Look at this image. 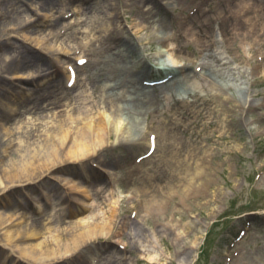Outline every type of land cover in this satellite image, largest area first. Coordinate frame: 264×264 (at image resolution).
<instances>
[{
    "label": "rangeland",
    "instance_id": "rangeland-1",
    "mask_svg": "<svg viewBox=\"0 0 264 264\" xmlns=\"http://www.w3.org/2000/svg\"><path fill=\"white\" fill-rule=\"evenodd\" d=\"M103 1L105 0H0V80L9 82L13 87L0 105L7 110L19 112L5 128L12 132L17 128L25 130L23 135L10 137L13 149H2L1 153L14 151L17 147L23 151L25 143H35L40 135L59 128L60 120H65L64 127L75 135V122L67 119L68 115L64 112H60V108L64 109L70 99L67 101L62 97L55 100L57 96L53 90H46L45 87L51 83L64 87L69 72L80 68L76 89L79 93L90 95L91 85L97 83L94 81L97 74L104 80L102 75L109 74L111 69L116 70L108 61H102L97 68L92 65L93 55L87 51L92 44L88 39L97 36L91 37L87 32L90 30V20L113 15L118 17L119 13L118 20L125 27L128 39L138 44L136 38L139 37L130 29L128 19L135 20L139 26L144 22L138 19V13L132 5L133 0H112L115 4V10L112 11L102 8L103 4L100 2ZM256 1L260 4L258 11H251L246 19L250 25L248 43L239 35V39L231 46L232 54L229 55L221 48L217 54L227 63L224 67L226 83L246 92L247 104L242 108H232L227 98L217 91L212 92L216 96L214 104L208 110L202 107L200 114L197 108L188 110L186 114L175 113L172 116L152 113L148 117L144 116L141 124V129L150 135L151 147L147 148L146 138L141 149L117 148L92 162H68L60 165L40 185L16 187L15 191L0 199V217L6 221L5 225L9 224L3 225V231L17 234L19 230H41L42 233L35 239L9 246L3 241L0 232V264H9L10 261L9 258L6 261L1 258L4 251H9L14 259H19L18 247L41 242L49 244L53 243L54 238L66 241L71 231L68 227L76 225V215H88V226L102 229L110 218L109 208H112L113 202L117 205L119 219L114 224L117 235L99 237L58 264H134L136 261L137 264H264V0ZM158 2L161 5L165 3L169 8L168 20L171 25L165 31L159 30L160 34L168 36L176 30L173 18H190L195 13L192 12V3H199L207 15L213 14L210 10L212 6L217 7L230 0H157ZM153 12L155 11L151 13ZM160 16L158 13V18ZM54 19L57 20L51 24ZM26 21L34 22L30 27L33 33L27 32L28 28L15 29ZM62 28L64 31L59 33ZM45 35L51 38L49 45L59 50L57 55L47 56L39 46L36 48L31 42L41 40ZM218 38L221 40L223 36L219 34ZM77 43L87 44L86 48L83 51L74 49ZM248 44L252 49L250 64L244 63L239 55L240 47L248 48ZM62 47L73 50L63 53ZM153 47L154 52L162 54L168 63L179 62L172 58V46ZM139 48L144 54L150 53L149 45H140ZM20 53L23 57L35 56L38 60L35 64L14 68L18 67L15 64L17 60L22 59ZM185 54L193 57L189 50ZM12 57L14 61L11 60ZM129 59L128 68L133 66L137 70L136 60ZM84 61L87 64L84 65ZM208 64L218 70L223 68L216 67L212 60ZM152 70L155 71L152 76H155L157 70ZM125 73L121 76L125 77ZM16 77L24 79L18 80ZM30 79L34 81L31 85L22 82ZM154 81L145 85L150 89L158 83ZM73 88L71 86L69 90ZM23 89H39V94L43 93L42 90L43 99H35L39 94L12 96L13 91L20 92ZM202 94L205 95L206 92ZM51 101H57V106L46 108V104ZM220 104L222 108L217 109L215 105ZM230 109H234L235 113L229 112ZM91 113L86 120L78 113H73L72 117H79V125H84L95 113L109 120L110 127L114 126V116L104 109ZM168 120L182 127L177 132L178 141L181 140L188 146L182 155L186 154L187 159H178L185 167L184 180L161 170L162 162L158 156L161 152L160 142L163 141L162 146L166 145L165 140L169 138H166L164 132ZM123 125L124 122L121 127ZM33 135H39L35 141L31 140ZM207 137L212 139L207 141ZM8 138L5 137L4 141ZM150 156H153L151 161L142 162ZM204 156L203 162L198 161ZM177 165L179 166L178 163ZM135 167H138L136 174L145 170L153 179L146 181L145 175L140 180L133 181L126 171ZM194 170L201 171V176L195 177V180L194 175H191ZM74 184L79 194L71 193V197L77 203H85L88 210L84 206L83 210L79 208L76 211L75 203L72 204L73 212H69L62 210L63 206L58 204L62 197L70 194L68 189ZM47 195L54 199V206L44 205ZM152 198L158 200V204L150 209L147 203ZM39 204L44 207L41 215L37 213ZM46 219L58 222L57 226H41L40 220L45 222ZM129 222H133V225L135 223L143 235L136 236L134 226ZM47 227L48 230H43ZM151 243L153 251L159 256L154 263L145 260L146 254L139 246L144 244L148 247Z\"/></svg>",
    "mask_w": 264,
    "mask_h": 264
},
{
    "label": "bare ground",
    "instance_id": "bare-ground-1",
    "mask_svg": "<svg viewBox=\"0 0 264 264\" xmlns=\"http://www.w3.org/2000/svg\"><path fill=\"white\" fill-rule=\"evenodd\" d=\"M257 2L256 0H230L228 3H216L220 4V6H212L210 10H212L213 14L207 15H205L204 9H201L200 4L194 2L191 5L193 7L192 12L195 13L190 18H173V26L176 30L171 35L164 36L160 34L159 30L165 31L166 27L171 25L168 20L170 16L168 6L165 3L164 5L159 4V2L157 3V0H133L132 5L138 13V19L144 22L143 25L139 26L136 25L135 20L128 19L130 29L135 31V34L139 37L136 38L138 44L128 39L129 36L125 31V27L118 20L119 13H117L118 17L113 15L107 18L101 17L90 20V30L87 32L91 37L97 36L93 39H88L92 44V47L88 46L89 48L87 49L93 55L91 58L92 65L97 68L102 61H108L116 70L111 69L109 74L102 75L105 77L104 80H101L98 74L96 75V80L91 79L98 84L91 85L92 92L90 95H87L85 92L84 94L79 93V90L77 91L76 89L78 85L77 73L81 70L80 68H75L70 73V76L68 75L69 78L67 77L66 79V82L73 84L74 88L72 90H69L66 85L62 87L55 83H51L45 87L46 90H53V93L57 96L54 98L55 100L62 97L67 101L70 99V102L64 106V109L60 108V112H64L68 115L67 119L75 122L77 129L75 135L70 134L68 129L64 127L65 120H60L59 128L52 129L49 134L40 135V139L35 143H25L23 151L17 147L14 151L11 150L8 153L3 154L0 152V199L7 197V194L15 191L18 186L40 185L60 165L68 162L85 164L117 148L141 149L143 147V140L146 138L148 139L147 148L151 147L152 143H149V133L141 129L142 118L144 116L148 117V115L157 112L166 116H172L175 113L186 114L192 108H197L198 114H200L202 107H204V110H208L214 104L216 96L212 92L217 93V91L219 95L227 98L232 108H236V106L237 108L238 106L240 108L244 107L247 104V93L226 83V69L224 67L227 63L223 62L217 54L220 48L226 50V53L229 55L232 54L231 46L235 40L239 39V35H242L244 37L243 41L248 43L250 25L246 19L251 11H258L260 4ZM100 3L103 4L102 8L105 10H115V4L112 0H105ZM206 7L207 4H205ZM152 11L155 12L151 13ZM76 12L78 11L76 10ZM158 13L161 14L160 18H158ZM56 20H51V24ZM27 23L29 22L26 21L25 24L19 26L20 28L15 29L28 28L26 31L33 33L30 27L34 22ZM247 27L249 29H246ZM62 31H64V28L60 29L59 33ZM140 34L141 36H139ZM219 34L223 36V39L219 40ZM232 35L234 36L232 37ZM49 36L45 35V38L43 37L41 40L35 39L31 42L35 44L36 48L39 46V49L44 54L51 57L55 54L57 55L59 50L49 45V41L51 40ZM75 38L74 36L73 39ZM86 45L77 43L74 49L83 51ZM140 45H149L150 53L144 54L139 48ZM154 45L172 46L171 50L174 52L172 58L179 60V62L168 63L165 61L162 54L154 52ZM249 46L250 44H248V48L240 47L239 55L244 63L250 64L252 61L250 56L252 49ZM61 50L63 53H67V50L73 49L62 47ZM188 50L192 53V58L185 54V51ZM20 55L22 59L17 60V62L15 61L18 67L14 68H22L25 64H35L38 60L35 56L25 55L23 57L22 53ZM129 58L136 60L135 67H137V70H134L133 66L128 68L127 61L130 60ZM114 59L119 62H116ZM11 60L14 61V58L12 57ZM210 60L216 64V67L223 68L218 70L210 66L208 64ZM83 64L87 63L84 61ZM153 68L157 70L155 76H152L153 72H155L152 70ZM122 73L126 74L125 77L121 76ZM16 78L18 80L24 79L23 77ZM154 80L158 83L149 89L145 84H151ZM22 82L29 85L34 83L32 79ZM11 85L7 81L0 80V102L6 100L7 94L13 89ZM57 91L59 92L56 93ZM13 92L12 96L19 97L24 94L28 96L38 95L40 90L23 89L20 92ZM41 92L44 94V91L41 90ZM202 92H206V94L204 95ZM42 94L36 96L35 99H43ZM53 106H57V101H51L46 104V108ZM215 107L217 109L222 108L221 104L215 105ZM102 109L114 116V119L112 117L115 123L113 127H110L111 122L109 120L97 116L98 114L95 113L90 118L91 120L84 125H79L80 123L77 120L79 117L76 119L72 117L73 113H78V115H83L86 120L91 111ZM229 112L235 113V110L230 109ZM18 114V111L7 110L2 104L0 105V151L2 149L14 148L10 142V137L25 134L23 128H17L18 130L14 132L5 128V125L10 124ZM122 122H124V125L121 127ZM181 128L176 122L167 121L164 132L166 138H169L167 139L168 141L165 140L167 142L166 145L162 146L163 141L160 142L161 152L158 157L160 158L159 161L162 162L161 170L163 173L172 174L184 180L185 167L178 159H187L188 156L186 154L182 155L188 146L181 140L178 141L177 132L181 131ZM1 131H3V134ZM38 136L33 135L31 140L35 141ZM5 137L9 138L4 141ZM215 137L213 136V138ZM211 139L210 137L206 138L207 141ZM158 141L159 137L156 141L157 147L159 145ZM151 157L153 156L142 162L151 161ZM205 157H202L198 161L203 162ZM137 168H130L126 171L130 179L133 181L140 180L145 175L146 181L153 179L152 176L146 174L145 170L139 171L136 174ZM191 175H194L193 179L195 180V177L201 176V171L194 170V173ZM65 183L69 184L68 181H65ZM70 186L68 189L70 194L62 197L58 204L63 206L62 210L69 212H73L72 204L75 203L76 211L83 210L85 203H81V201L77 203L71 197V193L79 194L75 190L76 185ZM53 201L54 199L47 195L44 199V205L47 206L48 204L52 207L54 206L52 205ZM112 204V208H109L110 218L105 222L102 229L97 230L96 227L88 226L86 221L88 215H76V221H74L76 225L68 227V230L72 232L69 231L66 241L59 238L62 241L61 243L57 241L58 238H54L53 243L45 244L41 242L36 245H29L28 247H18L20 250V260L18 258L14 259L9 251H4L1 258L5 261L9 258V264H58L69 256L76 254L99 237H108L112 234V236L117 235L118 232L115 230L116 225L114 224L119 220L117 216L118 211L117 205L114 202ZM157 204L158 200L152 198L148 201L147 206H150L151 209ZM43 208L39 204L37 206V213L41 215L44 211ZM85 208V210H88L86 206ZM5 224L6 221L4 222L0 217L1 236L3 241L9 246L13 244L17 245L16 243H20L23 240L35 239L42 233L41 230L30 232H20L19 230L17 234H14L10 231H3V225ZM40 224L43 227L48 225L52 227L53 225L57 226L58 222L46 219L45 222H41L40 220ZM129 224L133 225V222H129ZM133 226L136 236H142L140 228L136 227L135 223ZM45 229L48 230L49 227L43 230ZM149 245L148 247L144 244L139 246L143 253L146 254L145 260L147 262H157L159 256L153 251V243ZM134 264H137V261Z\"/></svg>",
    "mask_w": 264,
    "mask_h": 264
}]
</instances>
